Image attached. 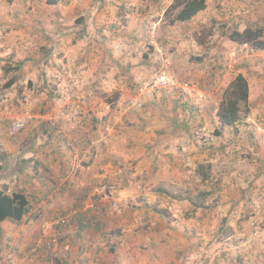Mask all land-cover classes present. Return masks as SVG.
<instances>
[{
    "label": "rangeland",
    "instance_id": "obj_1",
    "mask_svg": "<svg viewBox=\"0 0 264 264\" xmlns=\"http://www.w3.org/2000/svg\"><path fill=\"white\" fill-rule=\"evenodd\" d=\"M174 1L0 0V21L14 27L0 41L7 49L0 54V163L22 166L25 146H58L59 130L36 134L45 123L39 117L45 109L72 112L77 134L60 142L74 151L77 172L90 163L106 175L93 191L116 206L109 221L121 227L109 234L128 251L136 243L145 264H264V151L251 154L264 139L246 135L249 125L264 131V52L225 46L232 31L264 26V0H205L186 23L173 22ZM44 32L57 38L38 35ZM90 32L96 36L87 40ZM44 45L57 47L49 73L32 63L46 58ZM14 46L25 53L9 61ZM80 58L86 65L78 72L72 67ZM23 59L31 61L27 69L13 71ZM239 72L254 82V107L241 108L236 126L245 135H217L214 112ZM13 76L17 83L5 89ZM51 94L58 105L46 104ZM26 114V128L10 136V124ZM74 147L88 152L85 160ZM65 151L60 163L69 161ZM200 164L211 165L218 185L201 182ZM21 176L13 174L9 191L20 189ZM203 191L210 195L195 209L186 197ZM13 240L0 236V245Z\"/></svg>",
    "mask_w": 264,
    "mask_h": 264
},
{
    "label": "crops",
    "instance_id": "obj_2",
    "mask_svg": "<svg viewBox=\"0 0 264 264\" xmlns=\"http://www.w3.org/2000/svg\"><path fill=\"white\" fill-rule=\"evenodd\" d=\"M6 11H9V9ZM7 22H9L7 17L0 21V41L12 37V29L14 27L7 26ZM47 34L48 33L46 32L38 33L41 37L44 35L47 36ZM80 35L83 36L84 34ZM80 35H78V37ZM86 35L87 40L94 39V36H96L91 32ZM47 37H50V39L53 40L57 38V36L53 34H49ZM225 46L228 48H236L237 43L229 42L228 45ZM14 47L12 55L8 56L9 61L15 60L14 58H16V56H24L26 48L19 52L16 49V46ZM43 47H45V45ZM51 48L52 45L49 46V49H46V47L44 50L42 49V51L46 54V58L44 60L32 62L41 67L45 73L52 71L53 67L52 62L54 61L51 60V55H49V53L51 54V52L57 51V47L54 50ZM5 49H0V54L1 51L7 52V49ZM25 56L29 57V55ZM80 61L81 58L77 63L73 64V70H76L78 67L80 68L81 65L85 68L84 65L86 64L83 63V61ZM29 63H31L29 59H23L19 64L22 65V68L27 69ZM15 66H17V64ZM44 68L47 69V71L44 70ZM0 69L2 70V68ZM78 72H81V68ZM238 74L243 73L239 72ZM47 81L50 82V80ZM252 83L254 82L248 81V108L251 110L254 107L251 103L254 87V84ZM262 83L264 85V81H262ZM95 87L97 88L98 86L96 85ZM51 96L52 97H50L46 104L48 105L50 102H53V104L58 105L60 101H56V99L53 98L56 94H51ZM57 97L59 96L57 95ZM261 101L263 103L264 110V92L261 97ZM216 110L214 112V123L216 125V129L214 130L220 131L221 136L227 131V133L233 131L235 134H240V129H236L238 124L233 127L219 128ZM50 111L51 110L49 109L42 111L45 114L41 115L39 118L44 120L45 123L35 129L36 134L39 133V136H43L45 134V136L48 137V134L52 131L54 133L59 130V135L55 136H58L60 141L64 142L66 139H64L63 136L73 141V136L75 133L77 134V130L74 131L75 127L69 123L70 119L74 118L72 112L65 113L63 110V113H56L54 110L52 112ZM90 117L93 118L95 116L92 113ZM249 126L251 129H249L248 133L246 132V135H250L252 138L254 135L255 139L256 137L264 139L263 130L259 132L255 130L252 125ZM203 129L205 130V128ZM85 131L88 130H84V132ZM79 134H82L81 128ZM241 135H245V132H241L240 136ZM60 141L58 146L54 147L52 145H46L44 149H33L32 152L29 147L25 146L24 152L26 155L22 157V159H25L22 166L9 163L5 168V164H3L4 169L2 171V175H0V189L6 187L8 190V188L14 185L12 181L14 178L13 174L21 173L22 176L18 179L19 184L21 185L19 191L26 195L29 201V209L27 215L18 223L10 220L0 223V236L5 239H14L11 246L0 245V264L147 263L144 262L143 258L138 256L134 251L138 247L136 243H134L136 248L134 246L131 247L130 245L129 248H134V250L128 251V245L125 246V242H121L120 240L117 241L109 234L115 228H120L121 225H115L112 227L110 224L111 220L109 221V216L112 215V212H114L117 208L112 203H107V196L105 193H103V195H101L100 192L97 194L95 193V191L97 192L98 189L103 187L106 175H100L99 172H95L90 163L81 164L82 167L80 166L81 169L77 172L76 170H78L77 167H79V163L76 162L77 160L75 161L77 157L73 154L74 151L69 147H63L64 144L62 145ZM255 142V145L251 148V154L255 152L260 155V153L264 151V147L261 145L258 147L256 140ZM258 142L261 143V139H259ZM69 144H72L70 147H73L74 145L72 142ZM257 148H259V153ZM75 149L79 150L81 158L85 160L88 152H84L78 147ZM65 150H68L71 153L68 158L69 161L66 159L64 163H60L61 155L59 159L58 152L67 153ZM37 151L38 153H36ZM44 152H50L49 156L44 154ZM262 157L264 159V155ZM8 192L10 191L8 190ZM92 201H94V203ZM87 205H89L90 208H94V210L87 211L85 209ZM83 208L87 212H84ZM60 215L67 216L69 218L68 225L61 231L58 243L54 246L52 245V248H47L43 241H41V230L49 218Z\"/></svg>",
    "mask_w": 264,
    "mask_h": 264
},
{
    "label": "trees",
    "instance_id": "obj_3",
    "mask_svg": "<svg viewBox=\"0 0 264 264\" xmlns=\"http://www.w3.org/2000/svg\"><path fill=\"white\" fill-rule=\"evenodd\" d=\"M57 0H48L47 4H56ZM174 12L173 22L186 23L191 21L197 14L205 10V0H175L172 5ZM83 18H78L76 24H80ZM231 42L249 45L252 49L264 52V26L254 25L246 27L243 31L234 30L230 33L229 38ZM22 65L19 64L12 69L19 71ZM8 71L5 70L4 74L7 75ZM17 83V77L13 76L3 85L5 89L11 88ZM248 82L246 78L238 74L230 84L223 90L221 101L217 111V118L221 128L233 127L240 122L241 108L248 103ZM220 135V131H216ZM3 164L0 163V173L3 171ZM196 174L200 176L201 182L207 183L208 181L218 185V181H212L213 174L210 164H200L196 168ZM214 191L213 187L210 192ZM210 192L203 191L198 196H188V200L194 208H201L205 199L210 195ZM190 195V194H189ZM29 209V201L26 195L19 191L14 190L8 192L7 188L0 189V223L4 221L20 222L27 215Z\"/></svg>",
    "mask_w": 264,
    "mask_h": 264
},
{
    "label": "built area",
    "instance_id": "obj_4",
    "mask_svg": "<svg viewBox=\"0 0 264 264\" xmlns=\"http://www.w3.org/2000/svg\"><path fill=\"white\" fill-rule=\"evenodd\" d=\"M30 120L29 114L15 119L9 126L8 132L10 136H14L24 130ZM69 218L62 216H53L48 219L41 230V241L46 247L52 248L59 241L61 231L68 225Z\"/></svg>",
    "mask_w": 264,
    "mask_h": 264
}]
</instances>
